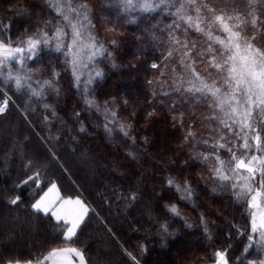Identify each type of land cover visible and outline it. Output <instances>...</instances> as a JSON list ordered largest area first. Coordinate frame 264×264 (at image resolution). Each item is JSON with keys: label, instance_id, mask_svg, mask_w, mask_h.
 <instances>
[{"label": "trees", "instance_id": "obj_1", "mask_svg": "<svg viewBox=\"0 0 264 264\" xmlns=\"http://www.w3.org/2000/svg\"><path fill=\"white\" fill-rule=\"evenodd\" d=\"M196 4H207L232 21L245 18L242 29L248 37L255 34L251 42L264 48V0H196ZM25 6L30 15L19 14ZM57 6H62V12L56 11ZM186 6H191L188 0H170L167 10L164 5L136 8L130 13L136 16L132 20L118 0H0V37L10 34L16 41L37 26L47 30L46 21L59 22L70 33L71 25L63 16L80 20L86 15L93 28L85 32L117 41L116 47H108L112 57L96 58L94 67L103 70V76L91 92L73 79L63 52L53 48L28 62L33 87L35 81L44 80L55 85L45 86L43 96H32L23 87L17 90L13 79L5 82L0 76V89L12 97L0 113V257L46 252V242L59 232L57 222L31 208L34 186L20 184L31 175L28 160H39L62 192L81 195L95 209L86 217L76 242L89 264H133L127 253L139 264H213L215 250L229 245L230 261L241 254L246 235H238L236 229L250 231L246 202L234 195L236 181L221 182L212 176L214 160L196 159L197 153L212 152L229 158L230 153L214 147L213 141L227 143L235 136L228 132L211 96L191 90L193 81L181 63V52L193 47L207 50L208 43L179 18L177 9ZM192 60L201 76L207 78L210 71L212 79L220 77L210 67L203 71L208 64L205 56L197 52ZM11 68L14 72L19 68L16 60ZM53 69L60 73L58 77H53ZM85 96L95 98L101 111L85 107ZM105 101H112L108 107L117 112L119 121L131 125L127 137L115 123L108 124L111 135L105 131ZM253 117L254 129L264 137V113L255 111ZM169 175L191 184L194 204L182 202L176 189L167 185ZM133 192L137 199L130 202L127 197ZM15 195L21 201L13 205L9 198ZM168 203L178 205L180 217L167 212ZM201 213L211 239L204 233ZM164 221L171 235L162 241L158 225ZM259 252L253 245L241 264L264 258Z\"/></svg>", "mask_w": 264, "mask_h": 264}, {"label": "snow or ice", "instance_id": "obj_2", "mask_svg": "<svg viewBox=\"0 0 264 264\" xmlns=\"http://www.w3.org/2000/svg\"><path fill=\"white\" fill-rule=\"evenodd\" d=\"M118 2L121 3L123 11L129 13V18L132 20H135L136 16L130 13L136 8L149 10L164 5L167 10L170 4V0H159L158 3L156 0H118ZM188 2L193 6L196 4V0H188ZM70 10L72 12L77 11L76 9ZM195 10L197 13L195 21L193 22L191 16H187L186 19L198 32L205 34L210 41L214 39L219 45V50L213 48L211 43L208 44L207 50H197L193 47L188 52H181V63L188 70L193 81L190 85L191 90L211 96L215 107L220 108L227 119L234 120L239 125V131L235 132L232 124L229 123L226 127L228 132L237 138V141H242L241 143H237V141L227 143L213 141L214 147L227 150L230 153V157L227 159L222 158L216 152L197 153L196 159L198 162L214 160L215 165L210 171L212 176L219 181H236L232 183L234 195L237 199L245 200L250 218V231L245 232L244 229H236L238 235H246V243L242 246L241 254L230 261L229 254L232 246L229 245L223 249L217 248L213 254V264H241L243 258L250 254L253 245L260 250L258 255L264 257V137L260 131L253 129L252 123H250L253 105L258 103L261 112L264 113V48L257 47L255 43L251 42L255 39V34L253 37H243L240 32L234 31L235 26L228 22L232 17L226 18L223 14L217 15L215 9L207 4L196 6ZM202 10L207 11L212 16V19L206 22L208 31L201 27L200 14ZM56 11L62 12V6H57ZM181 11L182 7L177 9V14L179 15ZM19 14L30 15L26 6ZM63 19L69 21L70 33L66 32L59 22L46 21L45 24L50 25L47 30L37 26L32 33L18 35L16 41L12 40L10 34L0 37V76L4 78L5 82L13 79L17 90L23 87L32 96H43L46 90L45 86L54 87L55 85L52 80H44L42 83L35 81L36 87H33V70L28 67V62L39 60L45 49L53 48L56 52H63L64 62L70 68L73 79L84 86L85 92L93 90L97 78L103 76V70L94 67L97 63L96 58L112 57L114 53L109 52L108 47H116L117 41L115 39L104 41L92 35L91 31H88L85 38V31L93 28L91 20L86 15L80 20H69L68 16H63ZM236 19V26L244 23L239 17ZM251 22L253 25L256 24L255 16ZM213 24H216L226 33V38L219 35L213 36V32L210 30ZM4 30L7 33L11 32L10 22ZM85 39L89 43H85ZM85 49L87 50V63L84 59ZM197 52L201 56H206L210 69L225 71L226 74L217 77L215 80L212 79L210 71L207 79L201 76L200 72L196 71L193 66L196 61L192 60V56L196 55ZM218 55L220 62L217 59ZM13 58L19 65L15 72L11 68ZM225 65L226 68L223 67ZM152 67H157L155 62ZM5 68L8 69L7 72L4 71ZM52 74L53 77L60 75L55 69L52 70ZM218 80L227 85V91H223L222 87L218 86ZM0 92L3 94V99L0 100V113H4L12 97L7 90L0 89ZM111 103L112 101L104 102L105 131L111 135L113 130L109 128L108 124L115 123L119 131L127 137L131 125L118 120L117 112L111 111L108 107ZM84 105L101 111L99 102L95 98L85 96ZM44 108L50 109L52 106L44 105ZM53 115H55L54 109ZM73 115L79 117V113ZM109 117H111L110 121ZM45 119L48 118L45 117ZM81 130H84L83 124H81ZM204 143L208 142L204 141ZM234 149H238L240 154ZM26 167L31 171V175L21 180L20 184L31 183L35 188L31 208L57 222L59 232L53 235L49 242H46L48 245L46 252L32 254L29 257L3 256L0 257V264H89L83 248L78 247L76 242L79 240V233L82 231L81 226L86 217L90 211L94 212L95 209L90 208V205L81 195L62 192L58 182L48 178L46 166L42 165L39 160H28ZM257 177H259L258 180ZM166 183L169 187L176 189L182 202L195 203L191 184L187 180L180 183L175 177L169 175ZM127 199L130 202L135 201L137 193H131ZM9 201L15 205L21 201V196H12ZM164 207L172 217L181 216V210L176 203H168ZM183 219L187 221V217H183ZM201 223L204 225L206 237L211 239V232L207 226L208 221L205 220L203 213H201ZM168 229L167 221L159 223L158 230L162 233V241L163 236L171 235ZM228 238H232L231 234L228 235ZM139 247L142 251L146 250L144 245ZM125 252L127 253L126 249ZM127 255L131 257L133 264H139L135 256H132L131 253H127ZM244 264H264V258L247 260Z\"/></svg>", "mask_w": 264, "mask_h": 264}, {"label": "rangeland", "instance_id": "obj_3", "mask_svg": "<svg viewBox=\"0 0 264 264\" xmlns=\"http://www.w3.org/2000/svg\"><path fill=\"white\" fill-rule=\"evenodd\" d=\"M200 5H201V4H198V5L195 4V6L191 5V6L183 7V8H182V11H181L180 14H179V18H180V19H183V20H184L187 24H189V25L191 26V28H193V29H195V28L193 27L192 24H190V23L188 22V20L186 19V17H187V16H191V17H193V22H194V21H195V18H196V16H197V13H196L195 7H196V6H200ZM149 10H150V9H149ZM200 15H201V19H202L201 27L204 28L205 31H208V30H209V29H208V24H207L206 22L209 21V20H211V19H212V16H211L210 13H208V12L205 11V10H202V12H201ZM217 15H219V14H217ZM239 19L242 20V21H245V18L239 17ZM228 22H229L231 25H234V26H235L234 29H233L234 31H238V32H240L241 35H242L243 37H248V35L246 34V32L242 29V27H243L242 24L236 26V25H237V19H236V21H235V20H233V21H232V20H228ZM195 30H196V29H195ZM210 30L213 32V36H217V35H219V36H222V37L226 38V33H224V32L222 31L221 28L217 27L216 24H213V25L211 26V29H210ZM196 31H197V30H196ZM197 32H198V31H197ZM198 33H199V35H201L200 37L203 38L204 41H206L208 44L211 43L213 48L219 50V45L215 42L214 39L210 41V40L208 39V37H207L205 34L200 33V32H198ZM84 34H85V38H86V37H87V34H88V31L85 32ZM85 43H89V42L87 41V39H85ZM195 43H197V42H195ZM86 51H87V50L85 49V56H84V59H85V62L87 63V59H86ZM205 57H206V56H205ZM217 59H218V62H220V57H219V55H218ZM12 60H16V59L13 58ZM12 60H11V61H12ZM206 61H207V60H206ZM204 65H205V67H203V71H205V69L207 70V68H209V65H208V64H204ZM223 67L226 68L227 66L225 65V66H223ZM215 71H216V74H217L218 76H223V75L226 74L225 71L216 70V69H215ZM205 78H206V77H205ZM206 79H207V78H206ZM209 82H210V81H209ZM221 87H222V90H223V91H227V90H228L227 85L223 84V82H222ZM8 107H9V105H8ZM217 109H218L219 115L221 116L222 120L226 122V125L230 123V124L233 125V131H234V132H235V131H239V125L236 124L234 120H229V119H227V118L223 115V113L221 112L220 108L217 107ZM255 111H256V112H259V113H262L261 110H260V106H259L258 103H257L256 105H253V106H252V114H251V117H250V123H252V127H253V129L255 128L254 117H253ZM252 134L254 135L255 133L253 132ZM234 141H237V138H236V137H235ZM240 142H242V141H240ZM237 143H238V141H237ZM250 143H251V141H250Z\"/></svg>", "mask_w": 264, "mask_h": 264}]
</instances>
